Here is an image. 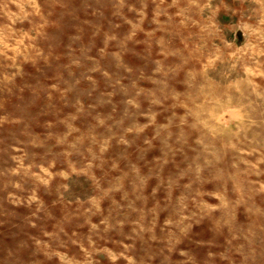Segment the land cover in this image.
Returning a JSON list of instances; mask_svg holds the SVG:
<instances>
[{
	"label": "rangeland",
	"instance_id": "obj_1",
	"mask_svg": "<svg viewBox=\"0 0 264 264\" xmlns=\"http://www.w3.org/2000/svg\"><path fill=\"white\" fill-rule=\"evenodd\" d=\"M0 264H264V0H0Z\"/></svg>",
	"mask_w": 264,
	"mask_h": 264
}]
</instances>
